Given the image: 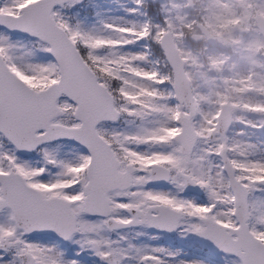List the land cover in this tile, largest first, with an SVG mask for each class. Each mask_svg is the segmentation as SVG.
<instances>
[{"label": "snow or ice", "instance_id": "6c2138e0", "mask_svg": "<svg viewBox=\"0 0 264 264\" xmlns=\"http://www.w3.org/2000/svg\"><path fill=\"white\" fill-rule=\"evenodd\" d=\"M0 264H264V0H0Z\"/></svg>", "mask_w": 264, "mask_h": 264}]
</instances>
